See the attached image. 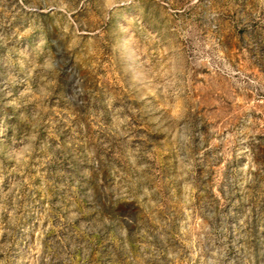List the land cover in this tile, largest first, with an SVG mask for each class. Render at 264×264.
<instances>
[{
  "label": "rangeland",
  "instance_id": "374dc122",
  "mask_svg": "<svg viewBox=\"0 0 264 264\" xmlns=\"http://www.w3.org/2000/svg\"><path fill=\"white\" fill-rule=\"evenodd\" d=\"M0 264H264V0H0Z\"/></svg>",
  "mask_w": 264,
  "mask_h": 264
}]
</instances>
